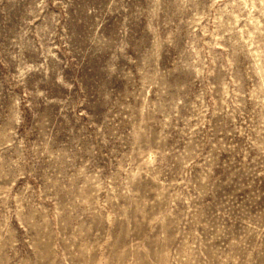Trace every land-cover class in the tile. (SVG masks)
Instances as JSON below:
<instances>
[{
	"label": "rangeland",
	"instance_id": "1",
	"mask_svg": "<svg viewBox=\"0 0 264 264\" xmlns=\"http://www.w3.org/2000/svg\"><path fill=\"white\" fill-rule=\"evenodd\" d=\"M0 264H264V0H0Z\"/></svg>",
	"mask_w": 264,
	"mask_h": 264
}]
</instances>
